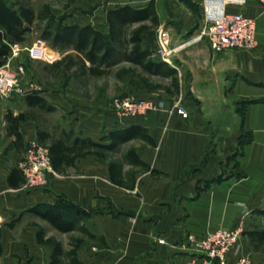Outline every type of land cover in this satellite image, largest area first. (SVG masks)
Listing matches in <instances>:
<instances>
[{
    "label": "crops",
    "instance_id": "crops-1",
    "mask_svg": "<svg viewBox=\"0 0 264 264\" xmlns=\"http://www.w3.org/2000/svg\"><path fill=\"white\" fill-rule=\"evenodd\" d=\"M91 1L78 5L90 9L95 5ZM151 1L110 0L88 22L66 24L100 28L108 10L144 7ZM154 1L171 46H180L172 65L165 63L178 72L177 96L188 118L174 109L176 100L145 90L134 95L163 101V110L121 116L106 105L105 97L81 105L73 100L76 95L46 88L40 93L56 108L48 114L58 115V132L30 118L21 125L23 141L16 145L7 132L6 114L17 116L28 107L24 97L0 98V264H51L52 248L38 242L39 228L45 231L44 240H56L66 253L74 241L82 240L76 254L82 264H187L195 255L189 236L201 238L239 223L245 233L264 229V217L257 213L264 210V5L259 0ZM224 13L256 20L255 49L216 53L206 40H195L206 17ZM145 43L157 50V39ZM132 126L146 129L154 145L134 139L114 153L106 152L105 159L77 158L62 164L59 172L53 169L46 187L23 189L18 165L40 135L48 145L63 140L71 148L78 138L110 145L105 138L110 131ZM132 149L164 176L155 178L129 162L126 156ZM111 163L117 165L115 179L124 185L112 181ZM61 200L91 213L81 224L95 238L80 231L62 233L29 211ZM68 212L72 217L73 211ZM245 233L228 254V264L241 257L264 264V251H256ZM71 261L65 256L60 264Z\"/></svg>",
    "mask_w": 264,
    "mask_h": 264
},
{
    "label": "trees",
    "instance_id": "trees-1",
    "mask_svg": "<svg viewBox=\"0 0 264 264\" xmlns=\"http://www.w3.org/2000/svg\"><path fill=\"white\" fill-rule=\"evenodd\" d=\"M32 0H0V67L4 66L10 58L13 48L24 44L29 35L33 33L36 23L45 24L39 39L47 43L50 48L60 52L73 51L62 61L52 65L55 71L65 68L75 71L76 75H85L92 78H101L109 75L113 68L120 63L130 65V68L122 69L118 78L126 75L137 74L138 85L148 93L164 91L170 95H179L180 84L178 72L156 56L155 50L146 46V35L160 26L155 1L152 0L144 7L126 5L110 9L106 12L104 25L95 28L91 25L56 24V16L49 5H45L41 11H35ZM75 0H70L68 7ZM135 24L139 26L130 33L128 28ZM138 71V72H137ZM151 78L170 79L171 85L165 87L159 82H153ZM170 94V95H169ZM24 101L29 109L52 113L56 108L47 101L40 92H29L24 96ZM30 119L27 112L15 116L13 112L6 114L7 132L15 138V144L23 141L21 125ZM110 145H100L90 139H76L73 147L65 146L63 140L52 141L50 145L43 142L40 135V143L48 146L51 164L55 171H61V165L72 164L75 159L87 156H95L105 159V153L116 152L119 147L134 139H140L150 145L154 140L148 135L146 129L141 126L112 130L105 137ZM69 155L74 157L69 160ZM126 159L150 173L155 178H162V172L152 169L137 157L134 149L129 151ZM69 164V165H70ZM117 165L111 163L110 171L112 181L118 185L123 183L115 179L114 170ZM72 210L73 215L68 212ZM31 213L48 221L55 229L62 233L80 231L89 238H95L81 223L91 217V213L79 207L61 200L55 206L38 205L29 210ZM264 217V210L257 212ZM251 240L256 251H264V229L245 233ZM45 231L39 228L38 242L52 248L51 264H60L61 258L68 256L72 264H82L77 258V250L82 240H76L73 249L66 253L61 243L54 239L44 240Z\"/></svg>",
    "mask_w": 264,
    "mask_h": 264
},
{
    "label": "built area",
    "instance_id": "built-area-1",
    "mask_svg": "<svg viewBox=\"0 0 264 264\" xmlns=\"http://www.w3.org/2000/svg\"><path fill=\"white\" fill-rule=\"evenodd\" d=\"M101 3L107 0H99ZM264 5V0H259ZM206 11H208L206 9ZM196 41L206 40L216 53L229 50H253L258 46L256 39V20L244 14L224 13L218 18L206 17ZM179 47L171 46V36L165 29H159L157 35L156 56L172 65L174 55ZM29 56L38 61L53 64L57 61L55 54L50 53L43 45H34L28 49ZM24 67L17 70L11 67L10 61L0 67V98L24 97L26 90L22 85ZM111 108L121 116H146L158 110H163L164 102L155 98L136 99L133 97L117 98L110 104ZM174 109L183 118H188L187 109L182 100L174 102ZM25 190H36L48 185L50 175L55 174L48 146L39 141L29 143L24 158L18 165ZM243 223L233 229L220 228L209 232L201 238L189 236L188 241L195 252L187 264H228V254L238 244L245 233ZM160 243H163L160 241ZM236 264H250L246 257H241Z\"/></svg>",
    "mask_w": 264,
    "mask_h": 264
},
{
    "label": "rangeland",
    "instance_id": "rangeland-1",
    "mask_svg": "<svg viewBox=\"0 0 264 264\" xmlns=\"http://www.w3.org/2000/svg\"><path fill=\"white\" fill-rule=\"evenodd\" d=\"M73 5L70 7V0H32L31 4L35 11H41L45 5H49L52 8V11L55 13L57 18L56 24H66L68 22H88L89 16H93L98 8H105L110 0H107L104 4L99 0H92L91 2L95 3L92 8L86 9L83 5L84 2L88 0H75ZM11 2H19V0H11ZM75 5V6H74ZM96 21V24L99 25ZM104 23L98 27H103ZM45 24L36 23L33 33L29 35L27 41L22 45H17L20 47L18 49L16 46L13 48L12 54L8 61L11 63V67L14 70H17L19 66L24 67V74L22 85L26 90V94L29 92H41L45 91L46 88H50L51 91L63 90L64 93L73 94V100L77 103L82 104H94L100 97H105L104 102L109 106L111 102L117 98L124 97H133L139 99L140 95H134V92L138 90H144L141 88L138 83L136 76L137 74H130L124 76L122 79L118 78V74L122 69L130 68V65L125 63H120L117 67L113 68L111 73L105 77L101 78H92L85 75H76L75 71H68L65 68H62L58 71H55L52 68V65L62 61L68 54H73L74 52H60L56 51L55 53L57 61L53 64H48L43 61L34 60L29 56L28 49L32 45H37L38 47L45 44L48 47V51L53 53L50 49V46L41 41L39 36L41 31L44 29ZM139 24L130 26L127 30L128 33L137 28ZM162 28L160 26L146 35V40L148 43H151L157 39L158 31ZM165 28V27H164ZM166 29V28H165ZM40 42H43L41 44ZM54 54V53H53ZM138 72V71H137ZM153 82H159L165 87L171 85V81L162 80L159 78H151ZM147 92V91H146ZM159 96L160 98L164 97L170 100H179V96L170 95L164 91L153 93ZM30 118H34L39 122V125L44 129L53 130L54 133L58 132L59 127V117L58 115H51L48 113H43L33 109L25 110ZM27 151V150H26Z\"/></svg>",
    "mask_w": 264,
    "mask_h": 264
}]
</instances>
